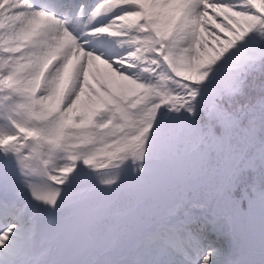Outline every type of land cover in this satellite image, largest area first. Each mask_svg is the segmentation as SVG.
I'll return each instance as SVG.
<instances>
[{
    "label": "snow or ice",
    "instance_id": "6c2138e0",
    "mask_svg": "<svg viewBox=\"0 0 264 264\" xmlns=\"http://www.w3.org/2000/svg\"><path fill=\"white\" fill-rule=\"evenodd\" d=\"M0 264H264V0H0Z\"/></svg>",
    "mask_w": 264,
    "mask_h": 264
}]
</instances>
